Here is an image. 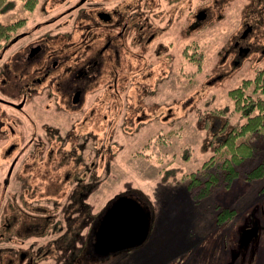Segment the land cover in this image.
I'll list each match as a JSON object with an SVG mask.
<instances>
[{"label": "flooded vegetation", "instance_id": "flooded-vegetation-1", "mask_svg": "<svg viewBox=\"0 0 264 264\" xmlns=\"http://www.w3.org/2000/svg\"><path fill=\"white\" fill-rule=\"evenodd\" d=\"M19 4L0 40V264H97L118 252L94 247L106 207L125 195L150 208L131 180L117 188L124 150L140 141L132 158L148 153L156 171L166 169L187 124L169 126L168 95L200 108L182 87L186 76L195 88L201 61L207 87L244 63L264 69V0ZM204 31L217 49L209 62ZM210 113L216 143L222 122Z\"/></svg>", "mask_w": 264, "mask_h": 264}, {"label": "rangeland", "instance_id": "rangeland-1", "mask_svg": "<svg viewBox=\"0 0 264 264\" xmlns=\"http://www.w3.org/2000/svg\"><path fill=\"white\" fill-rule=\"evenodd\" d=\"M15 3L16 8L7 15L0 12V21L12 19L20 6L19 0H15ZM208 40V32H202L201 50L209 62L217 49L209 46ZM200 63L202 67L195 88L188 89L191 83L186 84L189 80L186 76L183 77L182 87L184 97L199 104L200 108L184 105L179 98L178 102L168 95V110L171 111L169 126L180 125L182 122L187 124L183 125V137L168 146L166 169L156 171L153 163L144 159L149 157L148 153L132 158V153L145 146L140 141L125 149L120 157L123 172L117 188H123L124 180H131L132 188L150 203L152 222L147 239L141 245L118 251L97 264H229L230 258L235 260V264H264L263 181L259 178H246V171L259 161L262 150L257 149L251 158L238 165L237 174L229 181L223 179L222 171L215 164L208 170L202 169V163L214 152L215 144L210 141L214 118L207 108L204 109L203 104L207 102V105L226 106L227 88L251 77L257 69L252 65L245 69L247 65L244 63L243 70L231 78L207 87L205 81L208 69L205 63ZM262 63L264 65V59ZM167 84L168 87L174 86V80L170 78ZM217 119L220 123L225 120L224 117ZM231 121V118L225 120L227 125ZM191 133L192 139L187 137ZM257 142L258 146L264 144L261 139ZM192 171H198L201 178H204L205 171H214L218 173L219 179L211 185L209 191L197 196L194 195L197 188L189 185ZM108 190L113 192L112 189ZM112 192H105L103 200L110 197ZM227 208L235 210L233 215L226 222H216L215 215ZM252 226L258 227V233L245 247H241L242 230Z\"/></svg>", "mask_w": 264, "mask_h": 264}, {"label": "trees", "instance_id": "trees-1", "mask_svg": "<svg viewBox=\"0 0 264 264\" xmlns=\"http://www.w3.org/2000/svg\"><path fill=\"white\" fill-rule=\"evenodd\" d=\"M15 5V0H0V12ZM10 24L0 21V40L3 39ZM250 88V89H249ZM228 104L213 105L209 111L217 117L231 118V124L225 120L218 127L223 135L222 140L214 144L212 155L202 163V169L213 164L222 171V177L229 181L238 172V165L260 152L259 161L246 171V178L262 179L264 190V144L258 146V140L264 141V69L256 71L251 77L243 79L228 91ZM221 157V158H220ZM189 185L195 187L194 195L199 196L209 191L218 178V173L205 171L204 178L198 171L190 172ZM235 212L233 208L220 210L215 215L216 222H226Z\"/></svg>", "mask_w": 264, "mask_h": 264}, {"label": "water", "instance_id": "water-1", "mask_svg": "<svg viewBox=\"0 0 264 264\" xmlns=\"http://www.w3.org/2000/svg\"><path fill=\"white\" fill-rule=\"evenodd\" d=\"M151 222L149 207L146 209L134 198L119 195L96 224L94 247L101 251V256L137 247L147 239ZM255 233V228L244 230L240 246L244 247Z\"/></svg>", "mask_w": 264, "mask_h": 264}]
</instances>
